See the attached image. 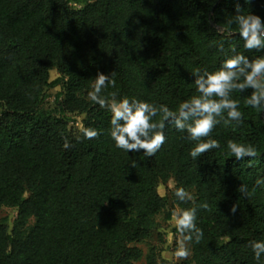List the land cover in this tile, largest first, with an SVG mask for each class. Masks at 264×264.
I'll list each match as a JSON object with an SVG mask.
<instances>
[{"label":"trees","instance_id":"1","mask_svg":"<svg viewBox=\"0 0 264 264\" xmlns=\"http://www.w3.org/2000/svg\"><path fill=\"white\" fill-rule=\"evenodd\" d=\"M237 2L264 19V0H0V210H17L11 232L0 220V264H161L163 236L146 255L137 244L161 227L159 216L173 220L158 191L171 179L172 205L197 207L203 230L199 242L186 241L192 258L179 264H257L249 241L264 240V185L255 183L264 178V112L234 92L243 123L212 130L221 149L194 160L195 142L168 126L163 145L145 157L115 146L111 113L88 96L103 72L115 80L103 95L176 110L198 94L193 69L214 70L232 46L262 54L244 49L236 26L226 25ZM58 86L57 108L47 112L48 91ZM74 114L101 134L84 139L69 127ZM229 139L253 145L257 156L237 160ZM181 186L194 191L191 200L174 196Z\"/></svg>","mask_w":264,"mask_h":264},{"label":"clouds","instance_id":"2","mask_svg":"<svg viewBox=\"0 0 264 264\" xmlns=\"http://www.w3.org/2000/svg\"><path fill=\"white\" fill-rule=\"evenodd\" d=\"M250 3L251 0H244L245 5ZM226 25L236 26L244 49H254L262 54L249 58L232 46L231 54L225 55L214 70L193 69L191 75L198 94L182 101L176 110L170 109L166 104L156 105L135 97L118 98L116 92L105 96L102 90L108 86L114 87L115 80L103 72L97 73L88 96L111 113L108 134L117 148L126 153H139L143 150L145 157H152L165 142V128L172 126L186 133V139L195 142L189 154L197 160L209 150L221 149V142L210 138V133L221 121L225 125L232 122L243 123L240 101L233 98L234 92L244 96L245 105L264 112V19L237 2L234 14L226 19ZM219 49L223 51L222 43ZM249 89L250 94H245ZM81 131L83 138L88 140L101 134L92 127H84ZM226 148L237 160L257 156L256 147L249 143L229 139L226 141ZM135 164L132 161L130 165L135 168ZM255 183L256 186L264 185V178H258ZM238 191L242 196L250 195L246 184L241 183ZM174 196L181 202L192 199L182 186L175 188ZM199 207L206 209L208 205L204 202ZM197 210V207L181 208L173 214L174 225L183 235L184 241L199 242L203 237V230L196 224ZM230 211L235 213L236 207L233 206ZM249 247L257 264H260L264 257V240H251ZM175 255L188 257L189 249L183 241L179 243Z\"/></svg>","mask_w":264,"mask_h":264},{"label":"rangeland","instance_id":"3","mask_svg":"<svg viewBox=\"0 0 264 264\" xmlns=\"http://www.w3.org/2000/svg\"><path fill=\"white\" fill-rule=\"evenodd\" d=\"M51 80H55L59 77L56 70H52L50 72ZM63 92V89L61 86H58L56 88H53L48 91V97L43 103L42 108L47 112H55L57 108V102L56 98ZM67 118L69 119V127L72 130L81 131L83 128L82 121L85 118V115L81 114H74V115H68ZM175 187V182L173 179H171L167 184H160L158 187L159 193H164L162 196H166L168 198V210H171L174 214L179 210V208L172 205L171 201V192ZM193 198L194 191L190 190L188 191ZM28 195H26L27 197ZM17 217V210L13 208L4 207L0 210V220H5L9 231L11 232L13 223ZM158 221L161 224V227L154 231L152 238L141 244H137L139 248L143 250L144 255L147 254L148 250L152 246H161L160 243V236H163V240L165 243L163 244V251L161 253V264H179L184 261H189L192 258V248L191 245L184 241L181 237L176 236L173 233V228L175 227L173 220L172 221H166L164 219V215H161L158 217ZM183 241L186 245V247L189 249V255L187 258H181L177 257L175 255V252L177 248L179 247V243ZM139 264H145V259H143Z\"/></svg>","mask_w":264,"mask_h":264}]
</instances>
